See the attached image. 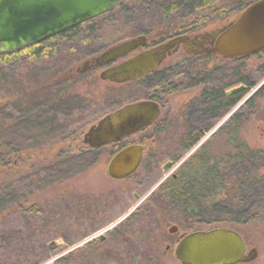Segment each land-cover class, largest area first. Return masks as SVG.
Wrapping results in <instances>:
<instances>
[{"label":"rangeland","instance_id":"1","mask_svg":"<svg viewBox=\"0 0 264 264\" xmlns=\"http://www.w3.org/2000/svg\"><path fill=\"white\" fill-rule=\"evenodd\" d=\"M240 12L238 9L226 18L212 20L196 30L222 27L235 19ZM129 20L135 22L133 18ZM125 21V26H120L121 22L111 21H103L99 27L96 26V42L88 51L79 54L81 49L85 50L77 41L81 49L78 48L76 52L69 51L71 53L63 60L66 65H60L61 68L58 66L59 69L54 72L55 68H50L47 64L38 70L26 71L24 69L29 64L24 61L14 63L25 72L21 82L16 84L19 86L16 93H7L10 92L4 89L7 86L0 88L2 104L7 100V95H17L20 98L25 96L26 99V94L39 88H43L41 94L47 97L44 88L50 89L51 84L58 82L62 83V96L63 93L74 92L72 94H77L81 105L83 104L78 111L63 117L62 124L55 125L58 120L52 117L48 123L37 120L29 122L26 128L18 132L16 139L17 147L21 151L16 152L18 155H11L16 167L9 169L6 160L0 162V197L2 201L6 199V206H0V264H181L174 255L178 234L222 226L236 229L245 239L248 248L256 249L257 256L254 260L239 264H264V212L262 217H255L242 224L219 221V215L211 213L210 217L214 220L212 223L200 221L187 225L168 206L157 216L144 215L150 206L149 197L158 191L156 184L159 180L167 176L171 168L184 163L197 152L192 150L193 147L183 150L179 146L180 142H177L180 137L174 134V127L166 128V132L161 133L163 136L154 143L156 149L158 146L159 158L151 170L139 167L129 179H111L106 171L111 155L107 154V149H100L98 155L96 154L97 160L93 163L89 161V165L79 166V160L74 155L76 147L82 146V134L92 123L120 106L149 97L147 89H139L142 85L145 86L141 84V79L121 84L101 80L99 68L76 73V68L81 67L85 60L138 35L134 33V29L130 33L132 27H126L128 22ZM140 23L144 24L145 20H140ZM119 29H124L123 33L127 36L122 37ZM160 39L158 37L155 41ZM148 44H152L150 40ZM172 62L173 59H168L164 64L169 65ZM244 62V71H248L250 78L255 77V80L240 97V102L252 97V93L257 90L259 92L249 107L244 103L235 110L236 123H229L230 118L227 117L223 134L215 139L207 137L201 142V146L207 143V152L222 162L227 151L225 133L227 137L233 133L231 138L226 137V143H238L240 140L251 149L264 152V70L259 66L258 57H249ZM210 63L218 65L220 62L213 58ZM11 68L8 65V69ZM161 70L162 67H159L156 71ZM229 73L227 70L228 82L229 77L232 80L233 77L237 78ZM68 78L71 79L67 82ZM192 93H168L162 100L163 108L159 118L170 121L177 105L185 103ZM35 99V95L28 99L31 109L35 105H31V102L34 103ZM64 127L67 129H63ZM152 131L153 127L128 139L146 136L149 152L153 146L149 141ZM185 131L186 128H181L180 132ZM156 137L158 136L155 135L154 138ZM173 155L179 156V159L173 161L170 168H164ZM9 193L11 195L7 199ZM135 194L139 197L136 198ZM220 197H223L222 193ZM118 219L121 220L115 223ZM112 223L115 224L107 228ZM174 225L177 226V232L172 234L169 228Z\"/></svg>","mask_w":264,"mask_h":264},{"label":"trees","instance_id":"2","mask_svg":"<svg viewBox=\"0 0 264 264\" xmlns=\"http://www.w3.org/2000/svg\"><path fill=\"white\" fill-rule=\"evenodd\" d=\"M252 1H123L97 17L65 29L35 44L15 52L0 53V88L7 86L4 88L6 92L10 90L7 93H13V91L16 93V88L19 87L16 84L20 83L25 76L24 70H38L47 64L50 68H55L54 72L66 65L63 60L71 53L69 51L76 52L80 48L77 41L85 50L80 48L81 53L79 54H85L96 42L94 35H97V30L95 31V29L103 21L121 22L120 26H125L124 20H126L128 22L126 27H132L130 33H133L134 29L135 34L145 35L151 42H156L155 39L158 37L161 38L160 40H164L179 33L195 31L212 20L226 18L231 12L238 11L242 6L248 5ZM129 18H133L135 22L132 23ZM140 20H145V23H140ZM118 31L122 37L127 36L123 33L124 29ZM23 61L29 64L24 70L22 67L14 65V63ZM8 65H11V70L8 69ZM58 66L60 67L57 68ZM173 80L174 75L171 69L166 68L153 72L149 78L141 79V84L143 83L145 86L142 85L139 89H147L149 91L148 98L161 101L168 93L172 92ZM61 84L55 82L51 84L50 89L49 87L44 88L47 97L41 94L43 88H39L26 94V99L25 96L20 98L17 95L13 97L7 95V100L0 104V162L6 160L9 169L16 167L11 155L21 151L16 143L18 132L26 128L29 122L37 120L48 123L52 117V119L58 120L55 125L62 124L63 117L82 108L83 104L81 105L77 94H72L74 92L63 93L62 96L60 93ZM135 84L138 85V83ZM48 89L49 92H47ZM34 95L36 99L34 103L31 102V105H35L31 109L28 99ZM112 103L114 104V102ZM226 146L227 151L223 162L208 153L205 145L200 148L181 167L177 182H171L159 188L154 197L150 199V206L147 207L144 215L157 216L168 206L173 208L178 219L186 222L187 225L200 221L210 224L214 221L213 217H210L211 213H217L219 221L225 220L235 224H242L255 217H262L264 212V152L259 149H251L240 140L238 143L227 142ZM16 154L18 155V153ZM221 193L223 197H220ZM10 195L11 193L7 195V199ZM13 200L12 196V203ZM5 201L6 199L2 201V197H0V206L5 207Z\"/></svg>","mask_w":264,"mask_h":264},{"label":"water","instance_id":"3","mask_svg":"<svg viewBox=\"0 0 264 264\" xmlns=\"http://www.w3.org/2000/svg\"><path fill=\"white\" fill-rule=\"evenodd\" d=\"M123 1L126 0H0V53L15 52L35 44L97 17ZM214 34L217 37L207 51L222 58L239 57L263 49L264 0L251 2L237 18L215 30ZM186 38L173 37L151 50L103 69L99 78L120 84L135 80L152 71L161 61L164 51L160 50H167ZM145 43V35L121 41L85 60L77 72L117 60ZM243 88L241 85L232 92ZM158 112L157 103L150 99L127 103L90 126L83 142L97 147L122 139L148 126L157 118ZM142 149L143 145L135 144L117 151L107 163L108 176L120 179L131 174L140 162ZM175 230V225L169 228V232ZM174 255L181 264H239L254 260L257 252L255 248H248L236 229L222 226L181 234L174 247Z\"/></svg>","mask_w":264,"mask_h":264},{"label":"flooded vegetation","instance_id":"4","mask_svg":"<svg viewBox=\"0 0 264 264\" xmlns=\"http://www.w3.org/2000/svg\"><path fill=\"white\" fill-rule=\"evenodd\" d=\"M245 7L240 8V10L242 11ZM225 25H223L222 27H224ZM222 27H218L212 30L203 29L196 31H187L185 33L176 34L175 36H172L164 40L151 42L152 44H148V39L145 36L146 43L140 48L134 50L133 52H130L117 60L103 64L102 66L91 67L87 69V70H92L94 68H99L100 69L99 73H100V71H102L103 69L112 67L122 61L130 59L134 55L151 50L152 48L162 43H166L169 39L173 37L186 36L187 38L184 40V42H179L178 44L173 45L167 50H160V51H164V56L162 57L161 61L155 66V68L152 71L145 73L143 76L135 80H140L151 75L153 72H156V70L159 67H162V70L168 68L171 69L174 75V80L172 82V93H174L175 91L177 92L192 91L193 93L188 97L185 103L181 102L177 105V107L174 109V113H173L174 117H172L170 121L159 118L163 108L162 107L163 105L161 104L162 100L160 101L157 99L147 98L157 103L159 107L157 118L153 122H151L148 126L126 137H123L122 139L112 141L101 146L93 147L83 142L84 134L88 131L87 129L82 134V146L78 145L76 147V152H75L76 154H74L75 157L79 160V166L81 167L84 165H89L88 163L89 161L93 163L95 160H97V155L100 149L101 150L107 149L108 152L107 154H111L109 155L108 158L109 161L110 158L118 150L126 146L135 145V144L143 145L141 159L137 168L131 174L125 176L124 178L114 179V180L129 179L139 169V167H141L144 170L146 169L151 170V168L157 164V159L159 158L158 157L159 152L157 151L158 146L156 149L154 143L157 141L158 138H161L163 136V134L161 133L166 132V128H169L170 126L174 127V134L180 137L177 143L180 142L179 146L182 147L183 150L190 149L193 147L192 148L193 151L194 150L199 151L200 148H202L204 145L207 144L205 143L201 146L202 144L201 142H204L203 140H205L207 137H213L215 139L216 137H219V135L223 134L224 131L223 127L224 124L227 122L226 121L227 117L230 118L229 123H236L237 119L235 120V118L237 117V114L234 113L235 110L238 107L242 106L244 103L246 107H249L251 101L259 92L257 90L255 93H252L254 94L252 97H250L249 99L246 98L243 102H240V97L249 89L250 86H252L255 80V77L250 78V73L248 71H244L245 66L243 67L242 64L245 63L244 59H248L249 57H258L260 58L259 66H261V70H264V48L234 58H222L221 56L216 55L213 52H208L207 49L213 46L215 38L217 37L216 34H214L215 30L220 29ZM213 58L218 59L220 63L218 65H211L210 60ZM168 59H173V62L169 65H165L164 63ZM77 68H76V73L78 74L82 73V72H77ZM227 70H229L230 76L232 77L236 76L237 78L235 79L233 77L232 80L231 77H229L230 81L228 82V80L226 79L228 78L226 75ZM238 74H240L241 78L239 77ZM69 79L71 78H68L67 82L69 81ZM241 85L244 86L242 90L232 92L233 89ZM230 109L231 111H227ZM99 119L95 123H92L90 126L96 125ZM151 127H153V131L152 134L149 136V141L153 143V146L150 147L149 152H147L148 150L145 142L146 136L140 139H128V137H132V136L134 137L135 134L143 133ZM181 128H186V131L180 132ZM155 135H157L158 137L154 138ZM226 135L227 134L225 133L224 135L225 144L227 137ZM232 136L233 133L228 134L227 138H231ZM234 136L235 137L237 136L236 133ZM176 159H179V156L177 155L171 156L170 161L166 162L164 168L166 169L170 168L171 164ZM184 163L182 162L180 165H178L179 167L176 166L177 169L176 167L171 168L167 174L168 177L165 176L159 180L158 182L159 184L158 183L156 184V186H158L157 187L158 190L160 187L168 183L177 182L179 180V174H180L179 171L181 167L184 165ZM106 171H107V165H106ZM152 190H154V188ZM154 194L151 195L149 199H152L154 197ZM134 196L136 198L139 197L137 194H135ZM136 205L132 207L129 211L131 212L136 207ZM175 232H177V226L174 233L173 232L171 233L175 234ZM180 234H178L175 239V245L180 238ZM98 239L102 240L103 237L100 238L98 237Z\"/></svg>","mask_w":264,"mask_h":264},{"label":"bare ground","instance_id":"5","mask_svg":"<svg viewBox=\"0 0 264 264\" xmlns=\"http://www.w3.org/2000/svg\"><path fill=\"white\" fill-rule=\"evenodd\" d=\"M133 56V55H132ZM135 56V55H134ZM108 114V113H107ZM119 151V150H118Z\"/></svg>","mask_w":264,"mask_h":264}]
</instances>
